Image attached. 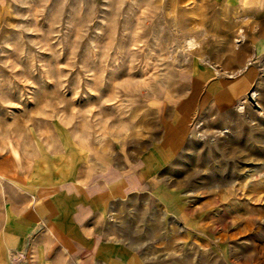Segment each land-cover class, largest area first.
Masks as SVG:
<instances>
[{"label":"rangeland","instance_id":"obj_1","mask_svg":"<svg viewBox=\"0 0 264 264\" xmlns=\"http://www.w3.org/2000/svg\"><path fill=\"white\" fill-rule=\"evenodd\" d=\"M202 3L3 0L0 156L44 158L66 131L127 159L137 140L158 137L193 71L246 57L235 23ZM190 132L168 171L186 212L175 228L166 215L164 229L141 231L150 264H264V68L240 101Z\"/></svg>","mask_w":264,"mask_h":264},{"label":"crops","instance_id":"obj_2","mask_svg":"<svg viewBox=\"0 0 264 264\" xmlns=\"http://www.w3.org/2000/svg\"><path fill=\"white\" fill-rule=\"evenodd\" d=\"M202 4L219 7L221 22L235 23L246 57L193 71L162 133L137 140L127 159L92 152L66 131L57 133L44 158L0 156V264H150L141 231L158 221L164 229L166 215L175 228L186 212L168 171L192 123L233 107L264 68V0Z\"/></svg>","mask_w":264,"mask_h":264},{"label":"water","instance_id":"obj_3","mask_svg":"<svg viewBox=\"0 0 264 264\" xmlns=\"http://www.w3.org/2000/svg\"><path fill=\"white\" fill-rule=\"evenodd\" d=\"M247 98H248L249 100H252V99H251V96H250V93L247 94Z\"/></svg>","mask_w":264,"mask_h":264},{"label":"bare ground","instance_id":"obj_4","mask_svg":"<svg viewBox=\"0 0 264 264\" xmlns=\"http://www.w3.org/2000/svg\"><path fill=\"white\" fill-rule=\"evenodd\" d=\"M253 97L255 96V94L252 95Z\"/></svg>","mask_w":264,"mask_h":264}]
</instances>
